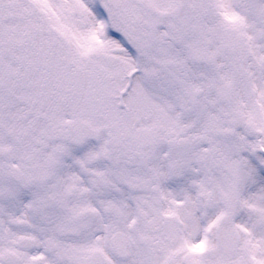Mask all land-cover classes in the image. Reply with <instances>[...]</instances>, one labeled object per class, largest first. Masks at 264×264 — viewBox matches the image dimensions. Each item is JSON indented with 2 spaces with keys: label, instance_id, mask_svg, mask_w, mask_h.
Masks as SVG:
<instances>
[{
  "label": "snow or ice",
  "instance_id": "obj_1",
  "mask_svg": "<svg viewBox=\"0 0 264 264\" xmlns=\"http://www.w3.org/2000/svg\"><path fill=\"white\" fill-rule=\"evenodd\" d=\"M0 264H264V0H0Z\"/></svg>",
  "mask_w": 264,
  "mask_h": 264
}]
</instances>
